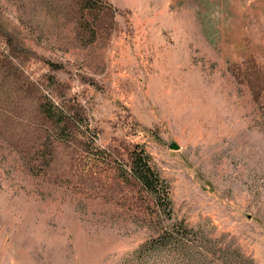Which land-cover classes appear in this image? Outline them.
<instances>
[{"label":"rangeland","instance_id":"374dc122","mask_svg":"<svg viewBox=\"0 0 264 264\" xmlns=\"http://www.w3.org/2000/svg\"><path fill=\"white\" fill-rule=\"evenodd\" d=\"M0 264H264V0H0Z\"/></svg>","mask_w":264,"mask_h":264},{"label":"trees","instance_id":"16d2710c","mask_svg":"<svg viewBox=\"0 0 264 264\" xmlns=\"http://www.w3.org/2000/svg\"><path fill=\"white\" fill-rule=\"evenodd\" d=\"M92 3L88 1V5L86 6L88 7L89 11H92L98 7L96 2ZM39 109L43 115L47 117L48 120H52L53 123L60 124L61 122H64L61 118L60 111H56V107L44 103L40 104ZM130 160L131 176H133V178L141 185L144 190L155 196L158 203L161 204V208L163 210H169L168 190L162 185L157 173H155L150 168L144 152H140L136 155L134 154V156L131 155ZM183 232L188 233L189 231H187L182 224H179L172 230L171 233L159 235L157 239L150 243V248L147 251H153L170 246L178 254H185L183 252L187 253V251H189L188 248H186L181 238L178 239V236H183V234H181Z\"/></svg>","mask_w":264,"mask_h":264},{"label":"water","instance_id":"95a60500","mask_svg":"<svg viewBox=\"0 0 264 264\" xmlns=\"http://www.w3.org/2000/svg\"><path fill=\"white\" fill-rule=\"evenodd\" d=\"M176 149V147H174Z\"/></svg>","mask_w":264,"mask_h":264}]
</instances>
